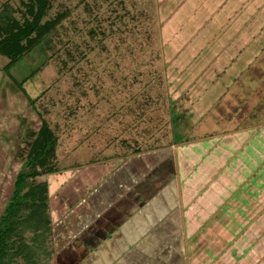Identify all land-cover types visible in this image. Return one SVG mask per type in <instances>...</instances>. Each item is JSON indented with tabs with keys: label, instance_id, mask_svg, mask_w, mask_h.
<instances>
[{
	"label": "rangeland",
	"instance_id": "374dc122",
	"mask_svg": "<svg viewBox=\"0 0 264 264\" xmlns=\"http://www.w3.org/2000/svg\"><path fill=\"white\" fill-rule=\"evenodd\" d=\"M5 3L21 18L19 0ZM193 4L50 0L44 19L68 13L42 45L8 70L0 55V214L41 120L58 136V170L36 177L57 255L39 264H264V2L218 26V50L201 56L191 38L212 24ZM108 161L80 191L89 163ZM125 199L133 236L119 227L82 251V233Z\"/></svg>",
	"mask_w": 264,
	"mask_h": 264
},
{
	"label": "trees",
	"instance_id": "16d2710c",
	"mask_svg": "<svg viewBox=\"0 0 264 264\" xmlns=\"http://www.w3.org/2000/svg\"><path fill=\"white\" fill-rule=\"evenodd\" d=\"M19 3L21 18L8 3L0 8V55L8 60L4 65L7 70L26 53L39 48L68 13L62 11L44 19L50 0H19ZM57 146V134L42 119L27 152L24 171L19 174L14 191L0 214V264H21L18 260L23 264H39L41 254L49 258L57 253L53 239L54 250L47 246L53 234L48 183L36 181V177L58 170ZM140 151L139 147L133 149V153Z\"/></svg>",
	"mask_w": 264,
	"mask_h": 264
},
{
	"label": "crops",
	"instance_id": "0c3cea01",
	"mask_svg": "<svg viewBox=\"0 0 264 264\" xmlns=\"http://www.w3.org/2000/svg\"><path fill=\"white\" fill-rule=\"evenodd\" d=\"M189 1L191 3V6L194 3L193 9L195 8V6L197 7L196 10L197 13L200 12L203 8H206L208 10L207 11L208 17L206 21L212 24V27L209 29V30L212 29L211 35H209V31H206L205 33H207L208 35L203 36V40L199 42L197 41V39L202 37L201 35L200 37H197L196 40H193L196 37L194 35L191 38V43L193 45L192 50L195 51V53L200 54V56L204 53L206 48L207 49L210 48L211 50L214 51L218 50V47L216 45H218L219 39L218 36L217 37L215 36L219 31L218 26H220V28L221 27L224 28L226 26L228 27L233 26L236 23H239V25L240 23L241 24L245 23L249 19V17L253 15L255 11H257L264 2L263 0H203V1L189 0ZM197 1L200 3H198ZM197 22H198V18H197ZM201 22L202 21L200 20L196 25V26L199 25V27H197L198 29L200 28V24H202ZM224 35L227 36V34ZM241 137L242 136H240V138ZM114 165L116 166L117 164L113 163L112 161H108V163L107 162L89 163L88 168L90 169L88 170L92 171V173L89 174L90 177L92 178L89 179L90 178L89 177L87 179H81L80 181L84 183L83 184L84 187L83 188L81 187L79 190L81 191L84 188L90 189L92 187V181L94 182L95 180H99L98 176L102 173L103 174L110 173L111 170L115 167ZM222 170L225 171V168H223ZM84 174L87 175L86 173ZM223 175H225V173ZM223 184L224 183H222L221 186H223ZM125 200L124 201L121 200L116 204L114 203L111 204L110 205L111 208L109 210L103 212L102 215L100 214L99 216L100 222H98V224L96 225L92 223L91 224L92 228H90L86 233L84 234L82 233V238L79 241L80 244H77V246H80V249L82 251L87 252L88 251L87 249H89V247L94 248L100 242V239L106 236L107 232H113L119 227H121V231L126 237L131 238L133 236L135 232L133 228L139 227L138 225L139 221H137V223L134 222L135 226H133V224L124 225L129 215L133 214L132 210L135 204L133 200L130 199H125ZM210 202L212 204L227 203L225 200L222 201L218 197H217V202L214 200H211ZM205 216L210 217L211 213L208 212L207 214H205ZM84 246L86 247V249ZM141 248L144 249L143 246H141Z\"/></svg>",
	"mask_w": 264,
	"mask_h": 264
}]
</instances>
